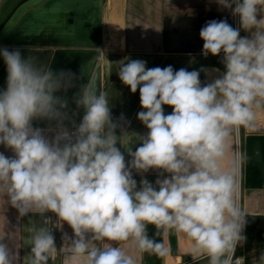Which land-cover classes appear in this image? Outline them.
Returning <instances> with one entry per match:
<instances>
[{"label": "clouds", "instance_id": "clouds-1", "mask_svg": "<svg viewBox=\"0 0 264 264\" xmlns=\"http://www.w3.org/2000/svg\"><path fill=\"white\" fill-rule=\"evenodd\" d=\"M217 2L249 35L242 37L226 20L201 28L202 54H222L225 68L212 83L202 85L196 70L146 68L145 61L127 57L117 62L121 82L132 93L139 88L137 118L146 134L129 132L123 114L113 119L109 93L102 84L97 95V73L90 68L88 83L74 96L84 113L76 123L68 100L58 95L75 87L73 73L0 48L7 70L0 145L12 153L0 152V193L21 217L51 212L57 227L67 223L73 233H65L58 253L49 219L44 226L33 223L22 237L31 249L22 261L0 236V264H48L58 255L61 264H138V254L170 255L171 235L190 241L194 260L245 264L236 250L247 239L240 203L247 156L233 139L242 128L255 129L264 111V0ZM111 68L106 60V74ZM165 105L171 114L165 115ZM37 121L47 126H34ZM121 147L131 157L127 163ZM149 170L163 178L155 185L142 179L138 187L133 171ZM253 264H264V251Z\"/></svg>", "mask_w": 264, "mask_h": 264}, {"label": "crops", "instance_id": "crops-1", "mask_svg": "<svg viewBox=\"0 0 264 264\" xmlns=\"http://www.w3.org/2000/svg\"><path fill=\"white\" fill-rule=\"evenodd\" d=\"M259 18V17H258ZM226 20L233 28L240 29L242 37L249 33L240 28L239 17L230 9L221 6L217 0H0V48L9 51L19 49L24 58L33 57L38 62L51 67L54 72L70 71L76 77L75 87L64 96L69 102L70 115L79 123L83 109H77L74 96L80 87L88 83L86 68L97 73L96 89L101 85L109 93V107L114 120L121 114L129 132L146 134L147 129L137 118L142 111L139 88L132 93L118 76V63L125 57L146 62V68L172 66L174 71L184 68L199 71L202 85L212 83L225 71L222 54L204 56L200 30L207 22ZM9 27H12L10 30ZM112 68L106 74V60ZM210 68L221 70L218 75ZM6 64L0 56V89L6 88ZM165 115L171 114V106H163ZM34 126L46 127V121L34 122ZM119 135V130H117ZM254 138L248 144V139ZM139 142L130 145L133 151ZM233 146L247 154L251 150L258 164L260 185L247 186L244 166L241 174L240 203L246 212L244 235L246 242L237 247L244 256L245 264H253V259L264 251V111L257 115L255 129H241L233 139ZM117 147H120L117 144ZM126 163L131 160L128 152L120 148ZM0 152L11 156L10 150L0 145ZM167 175V174H164ZM133 178L139 187L142 179L155 185L163 178L156 170L143 175L133 171ZM44 219L52 229L55 246L59 253L64 246L65 233L71 237L72 229L67 223L57 227L58 218L54 213H28L21 217L4 194L0 193V236L22 261L30 253V246L24 245L22 237L25 229L35 223L44 226ZM148 234L151 237L150 229ZM171 254L157 260L154 255L138 254V264H205L188 255L190 241L182 235H171L166 241ZM62 257L48 264H61Z\"/></svg>", "mask_w": 264, "mask_h": 264}, {"label": "trees", "instance_id": "trees-1", "mask_svg": "<svg viewBox=\"0 0 264 264\" xmlns=\"http://www.w3.org/2000/svg\"><path fill=\"white\" fill-rule=\"evenodd\" d=\"M251 141H254V138H250L248 139V144L251 143ZM247 159L245 161V166H244V176H245V183L247 186H256V185H260L257 180L260 178V169L258 167L257 162L255 161L252 151L249 150L247 151ZM150 229V234L151 237H154V233H155V228L153 226H149ZM159 239V238H157ZM154 257L159 260L160 257L154 255Z\"/></svg>", "mask_w": 264, "mask_h": 264}, {"label": "water", "instance_id": "water-1", "mask_svg": "<svg viewBox=\"0 0 264 264\" xmlns=\"http://www.w3.org/2000/svg\"><path fill=\"white\" fill-rule=\"evenodd\" d=\"M210 70L215 71L218 75H220L222 73L221 70H219L217 68H210Z\"/></svg>", "mask_w": 264, "mask_h": 264}, {"label": "built area", "instance_id": "built-area-1", "mask_svg": "<svg viewBox=\"0 0 264 264\" xmlns=\"http://www.w3.org/2000/svg\"><path fill=\"white\" fill-rule=\"evenodd\" d=\"M236 256H238V257H239V256H242V255H239V254H238V252H237V250H236ZM243 257H244V256H243Z\"/></svg>", "mask_w": 264, "mask_h": 264}, {"label": "rangeland", "instance_id": "rangeland-1", "mask_svg": "<svg viewBox=\"0 0 264 264\" xmlns=\"http://www.w3.org/2000/svg\"><path fill=\"white\" fill-rule=\"evenodd\" d=\"M237 17V16H236Z\"/></svg>", "mask_w": 264, "mask_h": 264}]
</instances>
